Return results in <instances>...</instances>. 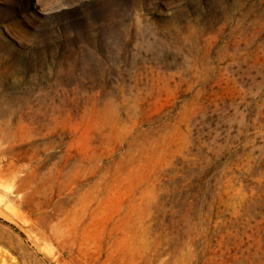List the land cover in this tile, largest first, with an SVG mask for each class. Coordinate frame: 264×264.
<instances>
[{
	"label": "rangeland",
	"instance_id": "374dc122",
	"mask_svg": "<svg viewBox=\"0 0 264 264\" xmlns=\"http://www.w3.org/2000/svg\"><path fill=\"white\" fill-rule=\"evenodd\" d=\"M0 264H264V0H0Z\"/></svg>",
	"mask_w": 264,
	"mask_h": 264
}]
</instances>
